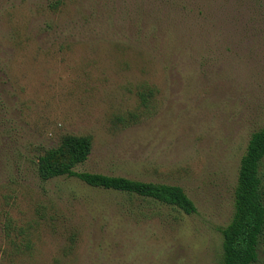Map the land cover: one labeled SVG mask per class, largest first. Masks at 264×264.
I'll list each match as a JSON object with an SVG mask.
<instances>
[{
    "label": "rangeland",
    "instance_id": "374dc122",
    "mask_svg": "<svg viewBox=\"0 0 264 264\" xmlns=\"http://www.w3.org/2000/svg\"><path fill=\"white\" fill-rule=\"evenodd\" d=\"M263 128L264 0H0V264H220ZM67 135L93 140L77 172L180 186L197 213L43 181Z\"/></svg>",
    "mask_w": 264,
    "mask_h": 264
},
{
    "label": "trees",
    "instance_id": "16d2710c",
    "mask_svg": "<svg viewBox=\"0 0 264 264\" xmlns=\"http://www.w3.org/2000/svg\"><path fill=\"white\" fill-rule=\"evenodd\" d=\"M62 139L39 157L37 171L43 181L74 177L88 187L120 193L130 203L138 202V206L157 203L186 215L197 213L195 203L180 186L77 172L75 168L84 164L92 152V137L67 135ZM247 143L235 185L234 214L229 224L219 229L223 237L220 264H256L264 237V128L253 132ZM123 209L130 215L135 210L127 205Z\"/></svg>",
    "mask_w": 264,
    "mask_h": 264
}]
</instances>
